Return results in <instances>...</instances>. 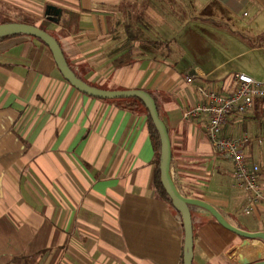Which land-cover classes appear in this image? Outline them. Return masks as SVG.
<instances>
[{"label":"crops","instance_id":"crops-1","mask_svg":"<svg viewBox=\"0 0 264 264\" xmlns=\"http://www.w3.org/2000/svg\"><path fill=\"white\" fill-rule=\"evenodd\" d=\"M255 1L264 7V0ZM248 2L0 0V17L39 24L53 6L48 28L54 31L63 10L75 12L78 30L61 37L75 74L105 90L149 92L169 131L179 191L209 202L240 229L264 232V200L245 213L247 193L237 187L231 162L215 151L206 116L183 115L201 100V87L232 92L238 72L212 78L214 69L177 53L172 43L180 25L221 27L225 21L214 14L232 22L235 7ZM136 19L141 38L128 40L127 25ZM125 102L78 90L37 37L0 40V264H183V220L155 187L157 150L146 108L121 107ZM223 133L253 138L246 150L264 179L260 104L229 116ZM191 214L192 264L264 260L262 239L225 228L203 207Z\"/></svg>","mask_w":264,"mask_h":264},{"label":"rangeland","instance_id":"rangeland-1","mask_svg":"<svg viewBox=\"0 0 264 264\" xmlns=\"http://www.w3.org/2000/svg\"><path fill=\"white\" fill-rule=\"evenodd\" d=\"M232 15L233 21L228 22L226 16L214 14L216 20L226 23L207 26L203 31H198L196 24L180 25L173 33L174 50L188 53L206 70L214 69L212 78L222 80L234 72H244L264 81V7L250 0L237 5Z\"/></svg>","mask_w":264,"mask_h":264},{"label":"built area","instance_id":"built-area-1","mask_svg":"<svg viewBox=\"0 0 264 264\" xmlns=\"http://www.w3.org/2000/svg\"><path fill=\"white\" fill-rule=\"evenodd\" d=\"M235 88L223 93L215 87H201V100L183 110L185 118L206 116V133L217 153L229 160L233 167L236 185L247 193L248 203L244 209L251 215L253 207L264 200V179L258 163L251 162L246 148L253 138L244 134L240 137L223 133L231 115H243L260 104L264 110V81L238 72L233 75ZM260 144V138L255 139Z\"/></svg>","mask_w":264,"mask_h":264},{"label":"water","instance_id":"water-1","mask_svg":"<svg viewBox=\"0 0 264 264\" xmlns=\"http://www.w3.org/2000/svg\"><path fill=\"white\" fill-rule=\"evenodd\" d=\"M55 8L50 6L48 8L47 14L53 17L51 14ZM56 18V17H54ZM25 34L29 36H34L41 39L51 50L54 60L57 64L58 69L64 76V78L71 83L78 90L89 94L91 96L99 98H126V97H138L140 98L159 131L161 140V157H160V177L161 182L172 200L173 206L180 212L183 225H184V254H183V264L193 263V220L190 205H196L208 210L217 221L225 228L237 233L240 236L248 238H260L264 241L263 231H246L240 229L233 224H231L224 215L217 210L209 202L185 196L177 188L171 173V160H172V148L171 140L169 136V131L165 122L159 115L157 103L155 98L147 91L143 89H130V90H105L93 85L88 84L79 78L75 72L68 65L66 58L63 54L62 48L58 41L53 35L43 30L34 24H29L25 22H3L0 23V38L8 35ZM252 264H264V260L255 262Z\"/></svg>","mask_w":264,"mask_h":264},{"label":"trees","instance_id":"trees-1","mask_svg":"<svg viewBox=\"0 0 264 264\" xmlns=\"http://www.w3.org/2000/svg\"><path fill=\"white\" fill-rule=\"evenodd\" d=\"M63 12H64V16H63V19L60 23V26H59L58 30H54V31H51L48 28L51 21L55 20V18L51 17L50 15H47L45 17V20L39 24H36L32 18L27 17V16L20 17L19 19L15 18V17H3L1 23H3V22H25V23L37 25L38 27L42 28L43 30H45L48 33H50L51 35H53L61 46V37L70 35L71 33H74L78 30V15L75 12L70 11V10H63ZM141 20H142V18H141ZM136 21H137V19H136ZM138 21L140 22L139 18H138ZM138 21L137 22L132 21L130 23V25H127V38H128V40L133 41V40L141 38L140 37L142 35L141 30H139V28L137 27L138 31H136V29L133 27V24H135V23H137L139 25L141 24V23H138ZM142 24L144 25L145 23H143V21H142ZM16 35H24V34H16ZM10 36H14V35H8V36L1 37L0 40L7 38V37H10ZM124 100H127V101L130 100V102H125L124 104L120 105L121 107H124V108L134 107L137 103H141L144 105L143 101L138 97H129V98H126ZM257 105L259 106V104H257ZM145 108H146V106H145ZM146 113H147L148 129H149L153 144L157 150V158H156L157 166H156V172H155V177H154L155 187H156L157 191L159 193H161V195L163 197H165L170 202H172L170 196L166 192V190H165V188L161 182V177H160L159 165H160V157H161V140H160L159 131L157 130L147 108H146ZM189 207L192 211V208L198 207V206L190 205ZM193 228H194V226H193Z\"/></svg>","mask_w":264,"mask_h":264}]
</instances>
